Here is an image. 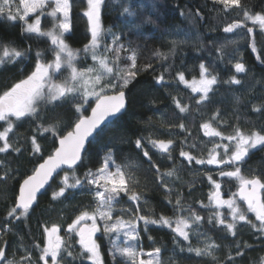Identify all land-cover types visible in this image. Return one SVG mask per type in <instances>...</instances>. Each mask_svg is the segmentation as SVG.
Returning a JSON list of instances; mask_svg holds the SVG:
<instances>
[{
    "label": "trees",
    "instance_id": "trees-1",
    "mask_svg": "<svg viewBox=\"0 0 264 264\" xmlns=\"http://www.w3.org/2000/svg\"><path fill=\"white\" fill-rule=\"evenodd\" d=\"M240 4L250 13L264 14V0H240ZM70 5L71 30L64 39L74 52L80 53L75 67L78 70L98 68L99 62L92 59V53L84 51L91 39L90 22L84 15L87 0H70ZM126 7L133 15L124 13ZM15 9L12 7L13 12ZM101 11L104 38L97 54L107 58L113 73L102 74L96 88L99 91L101 86H106L118 69L138 72L134 78L129 77L123 89L128 99L127 110L90 143L83 162L75 169V178L83 181L82 186L53 199V192L60 188L61 174L40 197L36 207L19 219L9 217L8 213L15 206L21 183L57 147L58 139L43 129L55 128L57 137L71 130L69 126H74L79 115L76 105L82 103V92L51 103L42 100L35 115L11 120L13 130L8 140L11 146L0 153V177H5L0 179V246H6L7 259L19 261L27 249L31 252L32 264H42L38 260L40 249L48 239L44 229L55 225L63 241L62 264H90L81 253L78 235L75 231L69 232L68 226L82 212H96V187L89 185L84 176L89 170L96 172L111 156L109 171L115 173L119 167L124 174L127 195L120 192L113 202L111 220H100L104 264H132L118 252L113 254L115 235L106 233L104 227L112 225L118 217L129 221L140 215L156 220L161 216L172 221L184 218L192 225L188 228L189 240L185 241L172 231L173 226L145 225L139 221V238L130 244L135 245L137 252H153L158 248L160 264H264V234L252 225L240 223L229 231L218 224L217 213L209 200L212 185L208 176L215 170L207 163H195L196 159H209L216 145L214 137L205 135L204 124H209V131L215 130L226 137L234 136L238 130L244 135L264 134V32L258 25L244 21L242 8L232 3L226 8L216 0H103ZM237 21H242L244 27L231 33L223 31ZM56 22L45 17L43 29L51 28ZM248 28L253 29L252 33H248ZM109 32L119 34L120 43L125 46L118 57L115 51L104 52V45L112 41ZM0 45L26 53L22 61L0 65V95L31 74L38 52L42 62L52 63L55 59L49 39L28 34L22 20L11 21L7 14L0 15ZM112 47L115 49L116 45ZM133 52L136 67L130 68L128 57ZM237 62L245 65V72L235 71ZM201 63L209 76H216L217 84L206 100L197 103L199 98L179 81V73L186 80L197 79ZM68 74L63 68L53 79L63 81ZM161 76L163 80L157 83ZM232 78L240 83H231ZM105 90L115 94L113 89ZM177 101L185 111L177 108ZM94 103L95 100L89 104ZM85 108L87 115L90 108ZM6 126L5 121H0V131ZM33 137L40 148L38 153L34 152ZM137 140L141 141V148H137ZM161 140L171 141L168 152L153 145V141ZM144 151L151 160L143 155ZM181 151L194 159L189 162L181 156ZM169 172L173 175L169 176ZM243 172L264 182V145L247 157ZM68 174L72 176V172ZM213 179L221 184V192L226 196L238 191L233 181L219 179L217 174ZM113 180L116 187H121L118 175ZM106 187L111 188L110 183ZM133 192L139 197L136 202L129 199ZM193 215L202 219L196 222ZM120 245L123 243L117 247ZM189 247L202 249V254L197 256L195 251H188ZM238 252L242 255H237Z\"/></svg>",
    "mask_w": 264,
    "mask_h": 264
},
{
    "label": "snow or ice",
    "instance_id": "snow-or-ice-1",
    "mask_svg": "<svg viewBox=\"0 0 264 264\" xmlns=\"http://www.w3.org/2000/svg\"><path fill=\"white\" fill-rule=\"evenodd\" d=\"M54 7L48 13L49 16L55 18L59 13L62 16V20L55 23L52 30L43 31L40 28V17L37 16L33 23H28L27 17L29 14L35 13L38 10L44 9L48 6L47 0H20V4L23 5V12L20 11L17 7L16 11H12L13 0H0V15L7 14V19L15 21L17 19L25 21L26 28L24 31L28 33H35L40 37H47L51 41V45L55 46L52 51L54 52V63L42 62L41 53H37V61L34 67V70L26 79L21 80L19 83H16L10 90L5 91L0 95V121H5L7 126L3 131H0V141H3V146H0V153L6 152L10 148L9 133L13 130V122L9 119L10 117H15L16 120H20L25 116H33L37 113L38 102L40 100H46L49 102L57 101L61 98L67 99V94L76 91L70 81H65L64 84L53 83L52 74L53 72H59L62 67V60L67 66L71 69V81H76L78 78L85 76V73L93 72V68H87L83 70H77L72 65V60L74 57L73 50L65 42L64 36L70 31V0H53ZM216 2L223 3L225 7L229 3L235 4L237 7L242 8L244 21H251L252 24H258L261 31L264 32V14L261 13H250L249 10L243 9V6L240 4V0H216ZM103 3V0H87V10L84 12V15L88 18L90 22V32L91 39L88 45H85L84 51L92 53V59L98 61L100 68L103 70V73L111 75L113 73V68L108 66L107 58L105 56H98L97 49L100 48L101 43L104 38V34L99 23L100 20V7ZM124 13L128 16L133 15L130 12L129 8L124 9ZM244 27L242 21H237L229 24L223 28L225 33H231L236 28ZM248 33H252L253 29L248 28ZM109 35L112 37L111 44L104 45V52H112L118 54L121 49H125V46L120 43L121 36L116 33L109 32ZM112 45H116L113 49ZM253 52L256 51L255 44L252 45ZM26 55L25 52L17 50L15 47L8 45H0V65L4 63H14L18 59L22 61L23 57ZM157 55H161L157 53ZM259 59V57H257ZM131 61L130 68L136 67V56L135 53L128 57ZM148 65L146 67H150ZM235 71L237 73L245 72V65L242 62H237L234 64ZM126 73V74H121ZM208 69L203 63L200 64V75L201 79L199 82L193 81L191 87L194 92H201L203 96L201 99H206L208 93L212 90L211 86L217 83L216 76H211L210 78L206 77ZM138 72L131 71L129 68L118 69L116 75L113 76V79L108 82L106 86H101L99 91H96L94 88L88 90L85 88L80 99L82 103L76 105V112L79 113L76 122L69 127L71 130H66L65 133H61L57 137L56 129L53 127L44 128V132H51L56 139H58V146L54 148V151L51 155L47 156L46 159H43L42 163H38V166L34 168L33 174L28 176L23 180V183L19 187V195L16 198L15 206L9 210L8 216L19 219L21 216L28 214L29 209L35 203L37 199V193L48 184L49 180L53 178V173H56L59 176L57 169H60L65 174L62 178V187L59 188V191H55L52 194V198L56 199L65 195V191L68 188H76L81 186L83 181L79 178H75V169L77 164L82 160V152H85V143L88 141L89 137L93 136V133L104 123L109 117L115 116L120 113L123 109L126 108V97L124 88L127 87L129 83V77L134 78ZM101 75L98 74L93 83H99ZM163 80V77L157 79V83H160ZM115 81V82H113ZM179 81L185 82V77L183 73H179ZM87 80L84 81L86 85ZM197 83L199 86H197ZM231 83L239 84L240 81L236 78H232ZM83 86V85H82ZM47 87V93L44 92V89ZM110 88L115 90V94H108L105 90ZM95 97V106L88 104V97ZM75 99V98H74ZM200 101H197L199 103ZM84 104H88V107L91 109V114L86 115L87 108H84ZM177 108L181 112L185 111V108L181 107L179 101L176 102ZM256 111L261 109L256 108ZM183 129V125H180ZM209 124H204L203 128L206 130L205 135H215L220 136L219 132L209 133L207 129ZM229 141H236L234 151L226 159L217 160L215 155H212L209 159H196V164H209V165H221V164H230L234 166V170L225 171L220 170L219 175L221 177L235 178L239 182V189L237 192L232 193L231 196L224 200L221 198V184L213 179L211 175L208 176L209 182L213 185L214 191L209 193V200L214 202L217 207L226 206L232 216L233 220L247 221L246 214L240 209L236 203V197H239L240 200L244 201L247 204V211L254 213L256 220L260 222L259 231L264 232V200L261 199L259 190L264 189V182H261L259 178H246L241 175V169L238 166L241 161L245 159L249 154L250 148H256L257 145H264V134L260 132H253L248 135H244L239 130L234 136L222 137ZM32 144L34 146V152L38 153L40 151L39 145L37 144L36 138H32ZM171 141L165 143L164 141H153V145L158 147L163 152L169 151V145ZM137 148H141V141H136ZM220 147V145H217ZM224 150L228 152V146H224ZM143 155L151 160L149 153L147 151L143 152ZM181 156L185 157L189 162L194 158L188 155L186 152L181 151ZM112 162V157L109 156L105 159L103 166L99 168L96 172L89 170L85 173L84 179L89 185H95L96 192L95 196L99 200V206L96 209L95 213L89 214L88 212H82L72 224L68 226V231L71 232L76 228V225L80 224L81 221L91 220L92 223L90 226H84L79 228L76 231V234L80 237L79 244L84 252L89 254V259L93 261V264H102L99 253V246L93 238L95 233L100 229L97 227L96 216L97 214L100 218L111 220V210L113 202L117 199V196L120 192H124L127 195V189L124 187V174L117 167L116 172L109 171V165ZM66 166V167H62ZM67 170H72V179L74 183H69V175ZM119 176V183L121 187L115 186V181L113 177ZM169 176L173 175L172 172L168 173ZM0 179H5V177H0ZM103 180L104 184H101L100 181ZM112 183L113 187L110 189L106 187L107 184ZM100 189H103L101 191ZM108 193V195H105ZM130 200L136 202L139 200V197L135 192L129 197ZM179 203V200L177 201ZM107 208L108 211L103 209ZM219 216V213H217ZM202 218L198 215H193V220L198 222ZM136 220L143 221L145 225L148 224H162L164 226L171 227L173 221L170 218L161 216L159 220L150 219L146 216L140 215L136 217ZM219 223L223 224L224 221L221 219ZM176 227L172 228V231L176 233L177 236L183 238V240H189V232L185 229L191 228L192 225L188 220L184 218L177 219L175 221ZM256 227V225H252ZM227 228L229 231H232L234 228L233 224H228ZM118 230H123V236L125 238V247H117L114 242L115 252H118L122 257L128 258L132 261V264H136L138 256L144 255V253H138L135 249L134 244H129V241L138 240L137 224L134 220L122 221L120 218H117L115 224L105 225L104 231L107 232H117ZM45 234L48 239L43 248L40 249L39 261H43V264H49V257L51 258V264H62L63 257L61 256V247L62 239L57 233L59 228L53 225L51 228L44 229ZM233 235L235 233L233 232ZM119 235L117 236V239ZM36 247H39L37 245ZM183 250V249H182ZM188 251H195L196 255L199 256L202 254V249L192 247L188 248ZM160 250L157 248L155 250L156 255L158 256ZM69 256L72 255L71 252L68 253ZM149 257L153 256L152 252L147 253ZM237 255H242V253H237ZM32 264L31 252L27 249L24 254L21 256L19 261L8 260L6 246H0V264ZM139 264H153V260H144L140 259ZM158 264V262H157Z\"/></svg>",
    "mask_w": 264,
    "mask_h": 264
},
{
    "label": "rangeland",
    "instance_id": "rangeland-1",
    "mask_svg": "<svg viewBox=\"0 0 264 264\" xmlns=\"http://www.w3.org/2000/svg\"><path fill=\"white\" fill-rule=\"evenodd\" d=\"M47 3H48V6L47 7H45L44 9H41V10H38L37 12H35V13H32V14H29V16L27 17V21H28V23H33L34 21H35V18L37 17V16H39L40 17V21H41V23H40V28H41V30H43V31H48V30H52L53 28H54V25L51 27V28H49V29H43V19L45 18V17H50L53 21L54 20H57V22L58 21H60V20H62V16L58 13L57 14V16L55 17V18H53V17H51V16H49L48 15V13L51 11V9L54 7V2H53V0H47ZM12 7H14V8H17V7H19V9H20V11L21 12H23V5H21L20 4V0H13V4H12ZM101 9H102V4H101V7H100V13L102 12L101 11ZM16 10V9H15ZM56 22V23H57ZM22 23L24 24V29L26 28V24H25V21H23L22 20ZM69 23H70V30H71V20H69ZM99 23H100V25H101V19L99 20ZM248 23L250 24H252V22L251 21H248ZM256 25H258V24H256ZM259 26V25H258ZM260 28V27H259ZM70 32V31H69ZM68 32V33H69ZM28 33V32H27ZM68 33H66V34H68ZM29 34V33H28ZM32 34H35V33H32ZM65 34V35H66ZM45 38H47V37H45ZM64 38H65V36H64ZM47 39H49V38H47ZM50 40V39H49ZM55 47V46H54ZM74 52V51H73ZM79 55H80V53H78V52H74V57H73V60H72V65L75 67V62L78 60V58H79ZM52 63H54V61L52 62ZM63 68H66L67 70H68V78L66 79L67 81H70L71 83H72V85H73V87L76 89V91H74V92H72V93H76V92H78V91H80V92H82L83 93V91L85 90V88H87L88 90H92L93 88L96 90V91H98L97 90V88H96V84L97 83H93V80H94V78L98 75V74H100V75H102V74H105V73H103V70L100 68V65L98 66V68H95L94 69V71L93 72H90V73H85V76L84 77H82V78H78L76 81H71V69L67 66V64L66 63H64L63 62V60H62V67H61V69H60V71L59 72H53V74H52V80H53V83H56V84H64V82L66 81V80H63V81H60L58 78H56V79H53L54 77H56V76H59V74L61 73V71H62V69ZM76 68V67H75ZM78 70V69H77ZM79 71V70H78ZM206 77L207 78H210L211 76H209V74L207 73L206 74ZM200 79H201V75H200V77L199 78H197V79H191V80H186L185 79V81H186V83L185 82H182L183 83V85L186 87V88H188L194 95H196L198 98H199V101H204V100H206L207 98H208V96L211 94V92L213 91V88L216 86V84H214V85H212L211 86V88H212V90L208 93V96H207V98L206 99H201V97L203 96V93H201V92H194L193 90H192V87H191V85H192V83H193V81H196V82H199L200 81ZM85 80H87L88 81V83L85 85L84 84V81ZM83 85V86H82ZM197 86H199V84L197 83ZM44 92L45 93H47V87L44 89ZM68 94H71V93H68ZM67 94V95H68ZM95 100V97L94 96H90V97H88V104L91 102V101H94ZM42 100H40L39 102H38V104L41 102ZM49 102V101H48ZM52 102H55V101H52ZM51 103V102H50ZM88 104H84V108L85 107H87L88 106ZM10 120H15L16 118L15 117H10L9 118ZM211 129V128H210ZM205 130V129H204ZM207 131L209 132V133H212V132H216L215 130H213L212 132L211 131H209L208 129H207ZM246 135V134H245ZM209 136H211L212 138L214 137V142L216 143V145L214 146V148L212 149V151H211V154L212 155H215L216 156V159L217 160H221V159H226V158H228V156H230L231 155V153H232V151H234V147H235V144H236V141L235 140H233V141H229V140H227V139H223L222 137H226V136H222V135H220V136H215V135H209ZM4 143V142H3ZM217 145H220V147H217ZM225 145H227L228 146V152L226 153L225 152V150H224V146ZM261 146H263V145H257V147L256 148H259V147H261ZM256 148H250L249 149V154H248V156L252 153V151H255L256 150ZM211 155V156H212ZM247 156V157H248ZM247 157H246V159H244L243 161H241L240 163H239V167H240V169H241V175H243V176H245L246 178H249V179H252L251 177H249L248 175H246V173H244L243 172V169H244V165H245V163H246V160H247ZM223 165H225V166H223ZM215 171H213V172H211V174H209V175H211L212 177H213V175H215V174H217V176L219 177V179H224V180H226V179H228V180H230V181H233L235 184H237L238 185V189H239V182H238V180H236L235 178H229V177H221L220 175H219V172H220V170L221 169H223V170H225V171H232V170H234V166L233 165H230V164H221V165H219V166H217V165H215V164H213V165H210ZM69 175V174H68ZM63 176H64V173L62 174V176H61V178H60V181H59V183H58V186L59 187H62L63 185H62V178H63ZM69 183H74V182H71L72 180V176H70L69 175ZM259 178V177H258ZM101 181H103V180H101ZM104 182V181H103ZM211 184V183H210ZM212 185V184H211ZM82 186V185H81ZM81 186H77L76 188H78V187H81ZM110 187H113V184L112 183H110ZM70 189H73V188H68V189H66V191H65V193L68 191V190H70ZM110 189V188H109ZM97 190V189H96ZM96 190H95V192H96ZM101 191H103V189H100ZM221 188H220V192H221ZM212 191H214V188H213V185H212V190H211V192ZM95 192H94V198H95V200H96V202H97V204H98V206H99V200L96 198V196H95ZM105 195H108V193H105ZM231 196V194H229V195H225L223 192H221V198L222 199H224V200H227L229 197ZM236 203H237V205L240 207V209L246 214V216H247V221H240V220H238V219H236V220H233V216H232V214H231V212H230V210L226 207V206H224V207H217L216 206V204L214 203V202H212V206H213V209L216 211V213H219V216H217V214H216V217L218 218V224L220 225V226H223V227H225V228H227V225L228 224H233L234 225V228L235 227H237V225H239L240 223L241 224H246V225H248V226H250V225H256V228L259 230V228H260V222L258 221V220H256V217H255V214L254 213H251V212H248L247 211V206L244 204V202L242 201V200H240L239 199V197H236ZM97 206V207H98ZM105 210L107 209V208H104ZM103 209V210H104ZM104 210V211H105ZM108 210V209H107ZM126 212H122V214H123V216H126V214H125ZM89 214H91V213H89ZM223 220L224 221V223L223 224H221V223H219V220ZM102 219L100 218V216L97 214V216H96V223H97V225H100L102 222ZM123 221H125V220H123ZM135 222H136V224H138L139 223V220H134ZM176 221V220H175ZM175 221H173V223H172V226L173 227H176V224H175ZM126 222V221H125ZM85 223H89V224H91L92 223V221L91 220H85V221H81L80 222V224H78V225H76V228L73 230V231H75V233H76V231H78V229H79V227L82 225V224H85ZM116 223V221H114V223H112V224H115ZM233 228V229H234ZM228 229V228H227ZM232 229V230H233ZM186 231H188L189 229H185ZM109 233H113L114 235H115V239H114V241H113V245H114V242H115V245L116 246H118L120 243H123V246L122 247H125L126 245H125V238H124V236H123V230H118L117 232H109ZM263 234H264V232H262ZM101 237H99V239H98V241H97V244H99L100 242H102L101 240H103V231H102V229H101ZM77 235V234H76ZM119 235V238L117 239V236ZM131 242H133V241H129V244L131 243ZM78 245H79V247H80V250H81V253L82 254H84L85 256H86V260L90 263V264H93V261L91 260V259H89L88 257H89V254L88 253H86V252H84L83 251V249L81 248V245L79 244V238H78ZM120 247H121V245H120ZM99 253H100V259H101V261H102V264H104L103 263V254H102V247H100L99 246ZM138 253H144V255H141V256H138V258H137V260H136V264H139V260L140 259H144V260H149V259H152L153 260V264H157V262H158V264H160V254H158V256L156 255V253H155V251H153L152 253H153V256H151V257H149L148 255H147V253H149V252H145V251H143V250H140ZM49 259V264H51V258L49 257L48 258ZM42 264H43V262H42Z\"/></svg>",
    "mask_w": 264,
    "mask_h": 264
},
{
    "label": "water",
    "instance_id": "water-1",
    "mask_svg": "<svg viewBox=\"0 0 264 264\" xmlns=\"http://www.w3.org/2000/svg\"><path fill=\"white\" fill-rule=\"evenodd\" d=\"M125 97H126V108L123 109L120 113L116 114L115 116H112V117H109L108 119H106L104 121L103 124H101V126L93 133V136L89 137L88 141H86L85 143V152H82V160L77 164L76 166V169L81 165V163L83 162V159H84V156H85V153L90 145V143L96 138V136L108 125H110L111 123H113L114 121H116L118 118H120L127 110V104H128V99H127V95H126V92H125ZM95 106V103L93 105V107ZM91 114V109L89 111V113L87 115H90ZM57 146H58V142H57ZM247 157V156H246ZM245 157V159H246ZM225 166V165H223ZM62 167H66V166H62ZM68 172H72V170H67ZM57 172H59V176L61 174H63L64 172L61 171L60 169H57ZM57 174L56 173H53V178L49 180L48 184L45 185V187L43 189H41L38 193H37V199L35 201V203L32 205V207L29 209V211H31L32 209H34L38 203V200L40 199V197L48 190V188L51 186V184L55 181V179L57 178ZM23 183V182H22ZM21 183V184H22ZM263 191L264 189H260L259 190V193H260V196H261V199L263 200L262 198V195H263ZM18 195H19V191H18ZM244 202V201H243ZM244 204L247 206V204L244 202ZM84 226H89L87 224H83L81 225L79 228L81 227H84ZM79 230V229H78ZM79 237V236H78ZM80 239V237H79Z\"/></svg>",
    "mask_w": 264,
    "mask_h": 264
},
{
    "label": "flooded vegetation",
    "instance_id": "flooded-vegetation-1",
    "mask_svg": "<svg viewBox=\"0 0 264 264\" xmlns=\"http://www.w3.org/2000/svg\"><path fill=\"white\" fill-rule=\"evenodd\" d=\"M85 224H87V225H91V224H89V223H85ZM83 225V224H82ZM97 227L100 229L99 231H97L96 233H95V235H94V239H95V241H96V243H97V241H98V239H99V237H101V226L100 225H97ZM102 242H103V240H101ZM102 242H100L99 244H98V246H100V247H102Z\"/></svg>",
    "mask_w": 264,
    "mask_h": 264
}]
</instances>
